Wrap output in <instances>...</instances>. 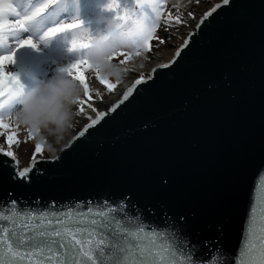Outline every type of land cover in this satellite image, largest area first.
<instances>
[{"label":"water","instance_id":"1","mask_svg":"<svg viewBox=\"0 0 264 264\" xmlns=\"http://www.w3.org/2000/svg\"><path fill=\"white\" fill-rule=\"evenodd\" d=\"M165 64L55 159L37 157L30 182L0 162V203L123 202L197 257L217 247L234 256L264 170V0H230L199 19Z\"/></svg>","mask_w":264,"mask_h":264},{"label":"snow or ice","instance_id":"2","mask_svg":"<svg viewBox=\"0 0 264 264\" xmlns=\"http://www.w3.org/2000/svg\"><path fill=\"white\" fill-rule=\"evenodd\" d=\"M199 2L200 0H186L183 7ZM229 3L230 0H222V4L216 3L203 14L200 22ZM67 7L65 0H39L37 6L21 12L11 0H0V45L7 47L11 37L19 38L29 27H42L45 23H52V26L41 36L42 42L58 33H72L70 51L79 52L80 58L61 69V72L76 80L83 87L84 94L91 99L85 75L89 70L94 71L101 82L108 85L109 91L115 85L104 79L101 69L90 60L95 35L84 27L83 21L78 18L71 22L57 19ZM166 7L167 0H133L132 4L123 5L119 0H107L105 8L114 13L111 19L116 20L114 30L124 41L120 45L109 41L111 52L106 57L107 60L111 62L113 56L122 55L119 49L123 46L135 48L136 56L142 54L141 50L151 51L150 42L153 39L159 40L158 28L163 27L167 32L173 25L187 22V17L179 11L181 5H173L177 9L175 14H165ZM187 16H192V12H188ZM16 43L18 46L38 47L31 36L17 39ZM159 43L163 44L164 41L159 40ZM186 46L185 44L184 47ZM179 54L180 50L176 56ZM131 58V54L126 57ZM14 62V52L0 55V129L4 130L0 131V136L11 128L7 142L0 143V162L5 165L10 163L14 180L28 183L38 163L36 154L41 153L40 159H44L43 142H36L30 163L27 167H21V160L14 150V146L18 148L20 145L17 138L20 124L15 122L12 125L10 118L13 105L23 102L25 85L18 73L7 70V66ZM168 66L169 64L158 65L165 68ZM124 71L127 72L128 69ZM144 82L145 78L141 74V78L125 91L122 99L109 111H115L129 99L136 85ZM85 103V100L79 98L77 115L84 113ZM87 107L93 109L91 103ZM105 115L107 113L100 111L96 113L95 119L89 118L91 122L79 132V136L99 124ZM26 130L29 138L40 131L30 127ZM125 209L123 202L113 205L106 200L39 209L21 207L16 199L0 203V264H264V170H261L254 182L241 243L234 256L217 247L210 258L197 257L195 248H190L186 239L176 232L152 226L139 215L130 214Z\"/></svg>","mask_w":264,"mask_h":264},{"label":"rangeland","instance_id":"3","mask_svg":"<svg viewBox=\"0 0 264 264\" xmlns=\"http://www.w3.org/2000/svg\"><path fill=\"white\" fill-rule=\"evenodd\" d=\"M125 1L124 4H132L133 0H119V2ZM220 0H211V2H206V0H200L197 3H191L187 8L183 7L186 3V0H167V7L164 9V13L168 12L176 13L177 9L173 7L174 4L181 5L179 11L187 17L186 23H181L179 25H173L168 29L167 32L163 30V27L157 29V36L159 40H163L164 43L160 44L158 39H153L150 43L152 45L151 51H142V54L139 56L135 55L136 49L129 48L127 46H123L119 49V52L122 55H115L111 60V64L116 66V74L109 75L105 72H102L101 75L104 79H107L110 83L114 84L115 87L109 91L108 85L101 82V79L96 76L95 72L89 70L85 73L87 77V82L89 84V90L91 94V99L88 98L84 94V90L81 94V99L87 100H97L101 101L108 96H110L113 91L117 90L118 87L122 84V82L128 78V76H134L141 78V74L144 77L150 73L151 69L157 64H164L165 55L170 54L172 52H176L179 46L182 44L184 39L187 37L188 33L194 29V27L199 22V18L202 15L211 9L216 3ZM11 2L15 5H18V9L21 12L25 10L31 9L38 5L39 0H11ZM68 4V7L62 11L57 18L58 20H63L67 22H71L73 19L78 18L83 21L84 27L91 30V26H88L87 23L89 21H84V19L91 17L89 15V10L91 8H99L97 13H94L97 16H105L112 15L110 10L101 7L102 4H106L107 0H65ZM85 7L82 8V5L85 3ZM188 12H192V16H187ZM195 17V18H193ZM14 18V17H13ZM112 18V17H111ZM12 19V17H9ZM108 20V19H107ZM112 20H116L113 18ZM52 26V23H45L42 27H29L26 31L22 32L17 37H11L9 40V44L7 47L0 45V55H6L9 52H14L15 62L11 65L7 66V70L10 72L18 73L21 81L25 85V91L31 90L37 85L47 82L50 79L58 76V75H66L61 72V69L67 67L71 63H74L76 60L80 58L78 56L79 52L70 51V41L72 39V33H58L54 37L48 39L47 41H41V36H43L44 32L47 31L49 27ZM107 27V21L103 24V27H98L97 29L92 31V34H96L101 28ZM107 30V29H105ZM29 36L32 37L34 41L37 42L38 47L33 48L29 45L18 46L16 43L17 39H26ZM132 55L131 59H126V57ZM124 61V63H121ZM126 64H130L133 67L141 66L139 71H127L125 72L124 68ZM142 64V65H141ZM132 67V68H133ZM118 81V82H117ZM83 88V87H82ZM86 98V99H84ZM114 101V100H113ZM112 101V103H113ZM112 103H108L103 107V111L107 110ZM22 107L21 103H17L13 105L12 111L18 110ZM90 118V117H89ZM88 117L82 120H76L74 118L72 125L61 137H51L44 136L43 133H37L35 136L29 138V133L26 130V127L20 125V130L17 133V138L20 140V145L18 148L14 150L17 154H20L21 162L29 163L31 160L30 157V148L26 147V144L35 140L36 142H43V150L42 155L44 158H52L55 157L62 146L65 145V142L80 128L88 124L91 120ZM88 119V120H87ZM12 125H15V121L13 118H10ZM0 131H4L0 129ZM11 131V128L8 132ZM8 132H5V134ZM1 137V136H0ZM36 144V143H35ZM35 149V148H34ZM35 150L32 152L34 153ZM36 156L40 157L41 153H37ZM21 166V165H20ZM24 166V167H26ZM22 167V166H21Z\"/></svg>","mask_w":264,"mask_h":264},{"label":"clouds","instance_id":"4","mask_svg":"<svg viewBox=\"0 0 264 264\" xmlns=\"http://www.w3.org/2000/svg\"><path fill=\"white\" fill-rule=\"evenodd\" d=\"M114 26L115 21L108 19L106 32L95 35L90 49L93 65L109 75L116 74V66L106 58L111 52L109 41L116 45L124 43ZM82 91V86L76 80L58 75L25 91L22 107L13 111L12 118L26 128L39 129L44 136L59 138L72 126Z\"/></svg>","mask_w":264,"mask_h":264},{"label":"bare ground","instance_id":"5","mask_svg":"<svg viewBox=\"0 0 264 264\" xmlns=\"http://www.w3.org/2000/svg\"><path fill=\"white\" fill-rule=\"evenodd\" d=\"M203 16V15H202ZM200 19V18H199ZM174 53L175 52H172V53H170V54H164L165 55V62L167 61H170L171 59H172V57H173V55H174ZM165 64V63H164ZM142 65V64H141ZM132 65H130V64H126L125 66H123V67H121V68H124V69H128V71H139L140 69H141V66H138L137 68H136V66L135 67H133ZM138 79V77H134V76H128V78H126L123 82H122V84L120 85V87H118V89L117 90H115V91H113V93L110 95V96H108L107 98H105V99H103V100H101V101H98L97 102V100L95 101V100H87L86 98H84V99H86L87 101H86V103L83 105V107H84V113H81V114H79V115H77V113L79 112V105H77L76 106V108H75V112H76V115H75V118H76V120H82V119H85L86 117H90L91 119H93V118H95L96 117V113L97 112H100V111H103V107L102 106H105V105H107L108 103H112V101L113 100H115L117 97H120L123 93H124V91L125 90H127V88L132 84V83H134V81L135 80H137ZM80 98H82V97H80ZM88 103H91L92 105H93V109H95V111H93V109H89L88 107H87V104ZM91 119H89V120H91ZM88 120V119H87ZM73 126V125H72ZM69 131V130H68ZM7 133L6 134H4L3 136H1L0 137V143H6L7 142ZM69 140H70V138L68 139V141H66L65 142V145L67 144V143H69ZM35 143H36V141L35 140H33L32 142H29L28 144H26V147L27 148H30V157L29 158H31L32 157V152L35 150L34 148H35ZM64 145V146H65ZM63 147V146H62ZM18 157L21 159V157H20V154H18ZM38 157V156H37ZM29 163H30V161H29ZM28 163V164H29ZM27 164V165H28ZM21 166L22 167H24V166H26V163H24V162H21Z\"/></svg>","mask_w":264,"mask_h":264},{"label":"trees","instance_id":"6","mask_svg":"<svg viewBox=\"0 0 264 264\" xmlns=\"http://www.w3.org/2000/svg\"><path fill=\"white\" fill-rule=\"evenodd\" d=\"M124 2H125V1H122V2H120V3L123 5ZM101 7L105 8V3L102 4ZM98 10H99V8H98V9H97V8H91V9L89 10V13H90L89 15L96 16L94 13H97ZM105 29H107V27H106V28H101L98 32H96V34L94 33L93 35H97V34H99V33L106 32ZM78 56H80V53H78Z\"/></svg>","mask_w":264,"mask_h":264}]
</instances>
